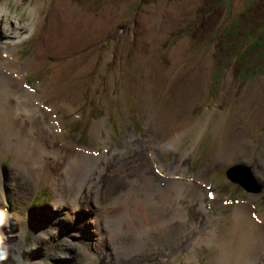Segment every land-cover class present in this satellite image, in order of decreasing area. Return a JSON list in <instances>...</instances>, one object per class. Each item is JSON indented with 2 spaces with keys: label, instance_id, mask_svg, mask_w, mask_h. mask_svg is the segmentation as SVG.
Here are the masks:
<instances>
[{
  "label": "rangeland",
  "instance_id": "rangeland-1",
  "mask_svg": "<svg viewBox=\"0 0 264 264\" xmlns=\"http://www.w3.org/2000/svg\"><path fill=\"white\" fill-rule=\"evenodd\" d=\"M54 1L7 0V5L21 22L28 24L29 29L30 21L32 22L36 15L29 16L27 10L32 8L36 2L44 5L41 17L47 19L49 15L47 4ZM181 1L183 0H70V3L75 4L77 8L73 11L68 10V13L61 9V16H64L66 24L73 23L78 17L84 20L90 16L93 25L105 18L108 19L109 24H104L101 28L98 26L97 30L92 33V38L81 34L79 36L80 48L75 49L69 55L57 58L48 55L43 60L37 58L32 64L34 66L31 73L25 76L24 81L30 88H34L43 78L59 68L57 90L68 91L73 102L71 110L63 109L62 111L69 134L67 138H72L79 146L89 148V153L91 152L93 157L97 158L100 152H108V155L99 159L101 169L96 170L92 165L81 186L77 204L74 205V208L78 206V209L70 219L73 223L75 215L82 211L81 218L75 224L77 227L72 231L77 235L69 237L68 233L71 230H68L65 225L61 233L57 234L58 230H52L53 236H48V241L44 238H40L43 240L40 241L34 236L45 233L51 221L46 223L37 220L34 210L52 207L58 191L50 185H45L33 193V186L27 173L22 169L12 168L14 155L0 152V206L3 207L6 218L11 217V221L16 223H9L0 228L1 252L6 246L12 250L10 257L0 259V264H22L27 257L33 262H46L47 264H114V261L116 264H141L143 262L145 264H208V258L216 253V250L202 252L196 247L194 252L191 247L181 246L174 253L178 245L176 241L164 240L162 236H155L156 234L151 232L152 235L147 233L145 237L142 233L140 234L141 240L144 238V244H139L140 251L136 253L134 247L129 244L131 241L124 233H121V230H118L117 234H121L117 237L112 236L108 230L104 232L105 237L100 242V248H103L104 253H98L86 259L83 257L82 247L88 249L86 246L93 243L94 234L100 231L97 227L100 223L105 226L107 223L116 221L118 225H121L127 219V215H109L100 217L95 222L91 221L89 210L103 204L118 202V197L123 191L137 187L139 184L142 185L143 180L144 183L150 180V183L155 184L145 190L154 191V200L157 201L158 188H164V180L161 179L167 175L166 169L172 168L171 164L173 166L181 164L184 167L181 174L177 172L176 178L188 183L185 186L187 188L183 189L185 193L187 192V197L182 201L181 207L183 211H186V219L190 222L184 230L189 228L193 222L203 227L214 215H227L244 196L249 197L253 205L264 213V164L258 159L252 160L250 164L252 170L243 162H233L227 168L216 167L210 170L217 154L214 151L215 140L221 137L224 128L229 124L228 121L232 123V112L235 111L233 109L239 107L240 101L250 99L251 88L257 90L259 87L258 93L264 94V57H262L261 65H251V68L247 65L248 61L244 65L214 63L215 49L222 55L224 50L220 49L221 46L228 49L229 42L242 40L243 35L239 34V31L246 30L243 23L245 19L243 12H247L248 7L255 5L258 0H190L188 7L181 12L182 14L173 22H168L161 8L162 2L169 6ZM208 10L211 17L205 22L209 25L204 28L205 30L196 29L194 25L198 19V13ZM250 10L255 14L259 12L258 7L250 8ZM141 15H146L153 21L152 25L154 24L156 34L152 40L148 37L143 38L144 32L139 28ZM261 16L263 14L259 15L260 18ZM64 22L62 20V24ZM109 26L110 29H108ZM217 26L220 30L218 37H214L213 29ZM37 29H32L29 37L18 46L21 60L26 59L36 50ZM203 33L207 36L203 37ZM222 34L225 36L219 41ZM85 40L86 47L81 49ZM179 46L181 51L176 52L174 49ZM90 48H93L92 52H88ZM248 56L254 57L255 54L250 53ZM55 63L57 65H54ZM245 64L246 67H244ZM66 65H75V67L70 73L65 74ZM80 68L83 71H80ZM162 74H165V84L169 81L172 84L168 88L167 99L158 102V110L184 107L183 112L189 111L192 116L196 117L197 124L189 127L180 144L177 143L171 150L153 154L154 162H147L146 158L149 156L150 148L152 147V152L157 151L148 142L156 141V139L145 127L139 104L143 103L146 109H149V105L133 96L141 87H143L142 91L143 89L146 91L145 93L151 92L154 80L160 78ZM206 75L207 82H205ZM109 82H111V87L108 85ZM257 91L254 94H258ZM121 92L126 94L124 101L118 95ZM255 103L264 105V102L259 100ZM253 105L249 110L251 114H256ZM39 106L46 111L51 109L48 98H44ZM140 108L144 107L140 106ZM257 110L258 119L263 120L264 109L257 108ZM235 113L243 118L246 117L243 116L244 107L240 111L237 109ZM40 116L43 117V114ZM253 124L258 127L262 126L263 132L258 133L255 138V141L260 144L261 141L258 139L264 138V124L258 125L257 119ZM42 133L47 134L46 131ZM44 137L47 141L46 145L50 146L52 138ZM126 137L131 138L132 145H125ZM105 143L107 149L103 148ZM111 147H117L120 150L118 153L111 154ZM261 154L264 156V151H261ZM261 154L259 157H262ZM180 156L183 158L179 159ZM213 156L214 159H212ZM46 157L48 159L51 156ZM257 161L260 163L258 164ZM234 165H238L236 168L243 167L241 171L236 169L233 171L243 173L246 184L252 187V190L244 189L228 176V173H231L229 167ZM205 170L209 172L205 180L198 179L199 175L195 176L199 171ZM141 173L146 177L140 175ZM154 179L160 181H154ZM201 189L204 190L201 192ZM209 189L213 194L215 190L216 199L226 198L222 200L223 206H212ZM16 190L24 194L12 193ZM191 190H195L196 197L190 196L189 191ZM6 194L10 195V201L2 198ZM198 194H200L199 197ZM190 199L196 208L202 201L207 212L204 213L203 210L200 211L194 207L191 213L188 212L187 203ZM175 205L179 206L176 203ZM126 207L133 208L131 204H127ZM108 208L109 206L106 207ZM131 212L132 216H137L134 222L141 220L140 214L134 213V208ZM52 213L56 215L58 210L53 209ZM14 215L29 216L31 221L19 226L18 219L16 220ZM129 215L130 211H128ZM12 227L17 228L16 233L8 232ZM108 228H110L109 224ZM215 234L219 237L220 230L217 229ZM9 236L14 239L10 240ZM31 239L37 240V243L26 251L24 248L31 242ZM64 239L68 240L69 246L66 244L67 241H63ZM114 240H124L129 244V249L133 251V254L123 258L121 254H114L113 247H110ZM80 243L86 245L79 246ZM48 245L51 246L47 247ZM58 247L64 250L63 253L57 252L61 259L57 258L53 250V248L58 250ZM117 248L115 251H123ZM192 252L196 254V257L188 259L187 257ZM225 253V250L222 252L220 250V257ZM256 264H264V250L261 259Z\"/></svg>",
  "mask_w": 264,
  "mask_h": 264
},
{
  "label": "bare ground",
  "instance_id": "bare-ground-1",
  "mask_svg": "<svg viewBox=\"0 0 264 264\" xmlns=\"http://www.w3.org/2000/svg\"><path fill=\"white\" fill-rule=\"evenodd\" d=\"M189 3L190 0H183L167 6L165 2H162L161 8L164 10L167 21L173 22L188 7ZM47 6L49 8L47 19L41 17L44 5L36 2L32 8L27 10L29 16L36 15L32 22L30 21L28 29V24L21 22L17 15L10 11L7 0H0V152L14 155L12 168L22 169L27 173L33 186V193L45 185H50L58 191V196L53 200L52 207L44 210H34L37 220L46 223L51 221L48 227L49 230L47 229L45 233L39 234L40 236L38 234L34 236L40 241H43L40 238L48 241V236H53L52 230H58L57 234L61 233L65 225H67L68 230H71L68 233L69 237L77 235V233L72 231L76 229L77 226L75 224L81 218L82 211L75 215L73 223L70 219L74 216L76 209H78V206L74 208V205L77 204L81 186L87 178L92 165L96 170L101 169L98 161L108 155V152H100L97 158L93 157L90 154L91 152L89 153V148L79 146L72 138H67L69 134L68 129L65 127L62 111L63 109L71 110V103L73 102L68 91L60 92L57 90L59 68H56L54 73L43 78L34 88H30L24 81L25 76L29 72L31 73L34 66L32 64L37 58L43 60L48 55L57 58L58 56L71 54L75 49L80 48L81 39H79V36L81 34L92 38V33L97 30L98 26L101 28L104 24H109L108 19H102L93 25L91 16L84 20L78 17L73 23L66 24L64 16H61V9L68 13V10L73 11L77 8L75 4H71L70 0H55L47 4ZM62 20L64 24H62ZM97 20H99L98 17ZM139 20L141 22L139 28L144 32L143 38L148 37L152 40L156 34L154 24L152 25L153 21L146 15H141ZM36 28H38L37 48L30 56L21 60L18 46L24 39L29 37L32 29ZM108 29H110V26ZM85 47L86 40L81 49ZM92 49H88V52H92ZM174 50L179 52L181 47H176ZM54 65H57V63ZM66 66L65 74L70 73L75 67V65ZM86 68L87 66L85 65ZM80 71L83 70L80 68ZM164 75L162 74L160 78L154 80L151 92L145 93L146 91L144 89L142 91L143 87H141L138 93H134L135 95L133 96L135 99L138 98L139 101L149 105V109H146L143 103L139 104V111L144 118L145 127L156 139V141L148 142L157 151L152 152V147L150 148L149 156L146 158L147 162H154L152 157L157 152L171 150L174 145L180 144L189 127H194L197 124L196 117L192 116L189 111L183 112L184 107L165 111L158 110V102L167 99L168 88L172 84L171 81L165 84ZM205 82H207V75ZM108 85L111 87V82ZM26 87L29 90L25 89ZM254 89L251 88L250 90V99L240 101L237 108L240 111L244 107L245 113L243 116L246 117L243 118L238 113L236 115L237 109L234 108L233 111H235L234 113L232 112V120L234 122L228 121L229 124L224 128L221 137L215 140L214 151L217 154L216 159L210 166V170L216 167L227 168L233 162H243L249 165L250 168L254 158L264 164V156L261 154V151H264V138L258 139L261 141L260 144L255 141L257 134L263 132L261 130L262 126L258 127L253 124L256 119L258 120V125L264 124L262 123L264 119L260 120L257 116V108L263 110L264 105L255 103L258 100L264 102V94L258 93L259 87L257 90ZM256 91L258 94H254ZM118 95L122 98V101L125 100V92L118 93ZM44 98H48L50 101V111H46L39 106V103ZM252 104L255 105H253V110L257 112L256 114H251V110H249ZM140 106L144 108H140ZM57 112L59 114H56ZM40 114H43L44 118ZM45 131L47 134L42 133ZM44 136H48L49 139L52 138L50 146L46 145L47 141H45ZM124 143L125 145H132L133 141L131 138L126 137ZM103 148H108L106 143ZM111 150V154H115L120 149L111 147ZM256 150L259 151L254 153ZM259 154L263 158L259 157ZM46 156L51 157L47 159ZM181 158L183 156L179 157V159ZM212 159H214V156ZM259 161H257L258 164L260 163ZM171 166L172 168L166 169L167 175L161 179L162 181L164 180V188H158L157 201L154 200V191L145 190L150 186H155V184L150 183V180L144 183L143 180L142 185L139 184L137 187H131L123 191L118 197V202L103 204L93 210H89L90 219L95 222L100 217L109 215H127V219L121 225H118L116 221L107 223L105 226L100 223V227L97 226L100 231H97L96 235L94 234L93 243L86 246L88 249L82 247L83 257L86 259L87 257H94L98 253H104L103 248H100V242L105 237L104 232L108 230L114 237L124 233L131 241L129 244L134 247V252L136 253L140 251L139 244H144V238L141 240L140 234L142 233L143 237H145L147 233L153 232L156 234L155 236H162L161 238L164 240L176 241L178 245L174 253L181 246L185 248L191 247L194 252L196 247L202 252L216 250V253L208 258V264H256L261 259V254L264 250V213L262 210L256 208L249 200V197L244 196L227 215H214L213 218L208 219V223L203 227L193 222L189 228L184 230L187 227V223L190 222L186 219V211H183L184 209L181 207L182 201L187 197V192L185 193L183 189L187 188L185 186L188 183L176 178L177 172L181 174L184 167L181 164H174V166L171 164ZM236 167L238 165L229 167V171L231 170L230 172L234 173L233 170L238 169ZM250 169L252 170V168ZM208 173V170L199 171L195 176L199 175L198 179L205 180ZM142 176L146 177L145 175ZM154 181L159 182L160 180L154 179ZM203 190L201 189V192ZM12 193L24 194L20 190ZM189 194L196 197L195 190L189 191ZM2 198L8 201L11 200L9 194L2 196ZM225 199H216L215 193L214 198L211 199V204L213 207L217 205L223 206L222 200ZM200 202L197 207L198 210H203L202 212L206 213L205 206L202 205V201ZM175 203L179 204V206L175 205ZM192 203V199L188 200L187 207L190 213L194 207ZM207 203L209 204V202ZM127 204L132 205L134 213L140 214V221L134 222L137 216H132L131 210L133 208H127ZM108 206L109 208L106 209ZM53 209H57L58 214L54 215L52 213ZM0 211H4L2 206H0ZM128 211H130L129 216ZM54 216L56 217L53 218ZM14 217L16 220L18 219L19 226L31 221L29 216L14 215ZM107 222H109V219H107ZM9 223L16 224L11 221V217L6 218V225ZM108 224L110 228H108ZM217 229L220 230L219 237L215 234ZM16 230L17 228L12 227L11 231L8 230V232L16 233ZM118 230H121L120 234H117ZM17 236L18 233L16 234ZM9 239L13 240L14 238L9 236ZM36 241L31 239V242L24 249L27 251L28 248L33 247L37 243ZM63 241H67L66 244L69 246L68 240L64 239ZM180 242L182 243L181 245ZM129 244L124 240H114L110 247H113L114 254H121L123 258L133 254V251L129 249ZM85 245L80 243L79 246ZM50 246L48 245L47 247ZM117 247L123 251H115L118 249ZM53 250L56 252L57 258L61 259L57 252L63 253L64 250L59 249V247L58 250L56 248H53ZM220 250L221 252L222 250L226 252L224 256L221 255L222 258L220 257ZM11 251L9 246H6L2 252L0 249V259L5 256L10 257ZM194 252L187 258L194 259L196 257ZM22 264L47 263H36L27 257V260ZM114 264H116V261H114Z\"/></svg>",
  "mask_w": 264,
  "mask_h": 264
},
{
  "label": "trees",
  "instance_id": "trees-1",
  "mask_svg": "<svg viewBox=\"0 0 264 264\" xmlns=\"http://www.w3.org/2000/svg\"><path fill=\"white\" fill-rule=\"evenodd\" d=\"M253 7L259 8V12L257 14L253 13L252 10H250V8ZM243 13L245 14V19L243 23L246 26V30L239 31V34L243 35V37L241 36L242 40L229 42L228 49H225L224 45V48H222L221 46L220 49L224 50L222 55H220L215 49V64L218 65L220 62H223L226 65H233V63L234 65H244V63L248 61L249 63L247 65H250L249 68L252 67L251 65H261L262 57H264V0H258L255 5L248 7L247 12ZM260 14H263L261 18L259 17ZM210 17L211 15L209 10L203 13H198V19L195 21L194 25L196 29H204L206 26H208L209 23L205 22V20L209 19ZM234 19L238 21V19H236L235 17ZM219 30L220 27H215L213 29L214 32L212 33V35L216 37L218 35ZM204 36L207 35L203 33V37ZM224 36L225 35L222 34V36L219 38V41ZM245 39H247V41H243ZM250 53L253 55L255 54V56L249 57L248 54ZM247 65L245 64L244 67H246Z\"/></svg>",
  "mask_w": 264,
  "mask_h": 264
},
{
  "label": "water",
  "instance_id": "water-1",
  "mask_svg": "<svg viewBox=\"0 0 264 264\" xmlns=\"http://www.w3.org/2000/svg\"><path fill=\"white\" fill-rule=\"evenodd\" d=\"M241 169H243V167L239 166V168L237 170H240L241 171ZM240 171H234V173H228V176L233 181L238 182L244 189H246V190H252V187H249L246 184V181L244 180L245 175L243 173H240ZM251 178L253 179V177H251Z\"/></svg>",
  "mask_w": 264,
  "mask_h": 264
},
{
  "label": "clouds",
  "instance_id": "clouds-1",
  "mask_svg": "<svg viewBox=\"0 0 264 264\" xmlns=\"http://www.w3.org/2000/svg\"><path fill=\"white\" fill-rule=\"evenodd\" d=\"M5 225H6V214L4 211H0V228H3ZM5 258L7 257L5 256Z\"/></svg>",
  "mask_w": 264,
  "mask_h": 264
}]
</instances>
